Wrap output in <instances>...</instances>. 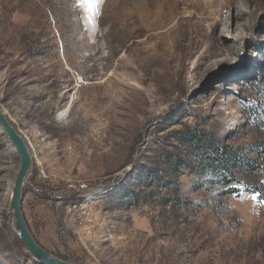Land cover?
<instances>
[{
	"label": "rangeland",
	"instance_id": "374dc122",
	"mask_svg": "<svg viewBox=\"0 0 264 264\" xmlns=\"http://www.w3.org/2000/svg\"><path fill=\"white\" fill-rule=\"evenodd\" d=\"M263 104L264 0H0V111L33 158L23 213L62 261L264 264L258 195L163 165H191L192 130L263 141ZM12 146L0 129V264H38L10 212Z\"/></svg>",
	"mask_w": 264,
	"mask_h": 264
},
{
	"label": "trees",
	"instance_id": "16d2710c",
	"mask_svg": "<svg viewBox=\"0 0 264 264\" xmlns=\"http://www.w3.org/2000/svg\"><path fill=\"white\" fill-rule=\"evenodd\" d=\"M260 116L264 123V104L260 108ZM177 140L188 149L191 165L169 153L163 165L179 170L189 166L192 175L204 178L207 189H222L221 195L235 196L240 193L258 195L264 201V140L248 147L228 148L219 139L192 130L182 134ZM168 171V170H166ZM147 175L144 185L152 186ZM158 187L169 189L175 182L166 177H156ZM173 199H178L177 189L171 190ZM151 194H146L148 199ZM137 198V193L130 194V200ZM139 200V199H138ZM179 201V200H176Z\"/></svg>",
	"mask_w": 264,
	"mask_h": 264
},
{
	"label": "water",
	"instance_id": "95a60500",
	"mask_svg": "<svg viewBox=\"0 0 264 264\" xmlns=\"http://www.w3.org/2000/svg\"><path fill=\"white\" fill-rule=\"evenodd\" d=\"M0 129L7 136L8 141L14 146L15 152L20 159V170L16 177L10 203V212L13 217L14 230L17 237L22 241L31 259L38 264H73L62 261L46 250L33 238L23 213V192L26 179L32 169V156L28 147L18 132L12 127L5 114L0 111Z\"/></svg>",
	"mask_w": 264,
	"mask_h": 264
},
{
	"label": "built area",
	"instance_id": "2783aa9c",
	"mask_svg": "<svg viewBox=\"0 0 264 264\" xmlns=\"http://www.w3.org/2000/svg\"><path fill=\"white\" fill-rule=\"evenodd\" d=\"M82 192H83V194L88 198L89 197V193H90V191L88 192V190H87V188H86V186H84V187H82ZM88 201V200H87ZM73 209L74 210H77V205H75V206H73ZM72 210V209H71ZM75 212V211H74Z\"/></svg>",
	"mask_w": 264,
	"mask_h": 264
},
{
	"label": "bare ground",
	"instance_id": "6f19581e",
	"mask_svg": "<svg viewBox=\"0 0 264 264\" xmlns=\"http://www.w3.org/2000/svg\"><path fill=\"white\" fill-rule=\"evenodd\" d=\"M63 115V114H62ZM13 148H12V150H14L15 148H14V146H12ZM32 161H33V158H32ZM32 166H33V164H32ZM30 173V172H29ZM29 175V174H28ZM12 197V191L10 192V198Z\"/></svg>",
	"mask_w": 264,
	"mask_h": 264
},
{
	"label": "snow or ice",
	"instance_id": "6c2138e0",
	"mask_svg": "<svg viewBox=\"0 0 264 264\" xmlns=\"http://www.w3.org/2000/svg\"><path fill=\"white\" fill-rule=\"evenodd\" d=\"M255 198V197H254Z\"/></svg>",
	"mask_w": 264,
	"mask_h": 264
}]
</instances>
